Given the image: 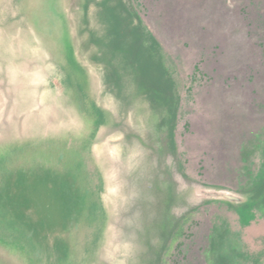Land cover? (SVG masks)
Segmentation results:
<instances>
[{"label": "rangeland", "instance_id": "obj_1", "mask_svg": "<svg viewBox=\"0 0 264 264\" xmlns=\"http://www.w3.org/2000/svg\"><path fill=\"white\" fill-rule=\"evenodd\" d=\"M263 180L264 0H0V264H264Z\"/></svg>", "mask_w": 264, "mask_h": 264}, {"label": "crops", "instance_id": "obj_2", "mask_svg": "<svg viewBox=\"0 0 264 264\" xmlns=\"http://www.w3.org/2000/svg\"><path fill=\"white\" fill-rule=\"evenodd\" d=\"M244 83V82H243ZM246 85V84H245ZM244 84H240L239 86L234 85L233 83L229 84V92H246L247 88L245 87ZM237 87V88H236ZM239 88V89H238ZM243 103V102H242ZM243 105V104H242ZM244 105L242 106V110H244ZM248 109V108H247Z\"/></svg>", "mask_w": 264, "mask_h": 264}, {"label": "trees", "instance_id": "obj_3", "mask_svg": "<svg viewBox=\"0 0 264 264\" xmlns=\"http://www.w3.org/2000/svg\"><path fill=\"white\" fill-rule=\"evenodd\" d=\"M259 187V188H258ZM257 188H258V190L261 188V189H263L264 190V180L262 181V183H261V185L260 186H258ZM257 190V191H258ZM255 196H256V194H255ZM253 197V200L250 202V203H246L245 204V206H246V208L249 206H253L254 204H252V203H256L255 201H256V199H257V197Z\"/></svg>", "mask_w": 264, "mask_h": 264}]
</instances>
